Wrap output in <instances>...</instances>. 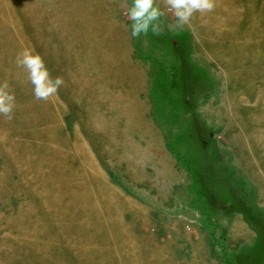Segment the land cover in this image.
<instances>
[{
	"label": "rangeland",
	"instance_id": "obj_1",
	"mask_svg": "<svg viewBox=\"0 0 264 264\" xmlns=\"http://www.w3.org/2000/svg\"><path fill=\"white\" fill-rule=\"evenodd\" d=\"M156 2L131 37L128 0H0V264H264V0Z\"/></svg>",
	"mask_w": 264,
	"mask_h": 264
},
{
	"label": "clouds",
	"instance_id": "obj_2",
	"mask_svg": "<svg viewBox=\"0 0 264 264\" xmlns=\"http://www.w3.org/2000/svg\"><path fill=\"white\" fill-rule=\"evenodd\" d=\"M164 3L175 17L169 27L177 30L190 26L195 13L210 12L215 6L214 0H164ZM122 14L130 21L131 37H139L149 31L158 33L161 30L160 18L165 12L156 0H128ZM16 64L25 70L32 94L37 99H47L63 84L61 77L50 75L44 59L32 49L25 48L19 52ZM14 106V94L8 90L7 83H0V114L10 119Z\"/></svg>",
	"mask_w": 264,
	"mask_h": 264
},
{
	"label": "bare ground",
	"instance_id": "obj_3",
	"mask_svg": "<svg viewBox=\"0 0 264 264\" xmlns=\"http://www.w3.org/2000/svg\"><path fill=\"white\" fill-rule=\"evenodd\" d=\"M232 7V6H231ZM237 8V7H236ZM236 10V9H235ZM227 13V12H226ZM231 15V14H230ZM126 98V97H125ZM121 102H122V100H121ZM120 102V103H121ZM124 102V101H123ZM122 104V103H121ZM120 106V105H119ZM130 110V109H129ZM132 110H133V108H132ZM140 110V109H139ZM124 121V120H123ZM252 137H253V135H252ZM262 137H264V136H262ZM261 137V138H262ZM255 140H257V138L255 137ZM256 143H257V145L259 144V145H261V146H263L264 147V141H255ZM1 151V150H0ZM86 156H89V155H84V157H86ZM77 161V160H76ZM59 166V165H58ZM75 176V175H74ZM91 177V176H90ZM80 181V180H79ZM81 183V182H80ZM79 183V184H80ZM84 183V182H83ZM102 183V182H101ZM105 185H106V183H105ZM90 187V186H89ZM73 189V188H72ZM35 192V191H34ZM77 192V191H76ZM65 193V192H64ZM40 194V193H39ZM83 195V194H82ZM38 196V195H37ZM81 196V195H80ZM111 196V195H110ZM95 198V197H94ZM110 198V197H109ZM99 200V199H98ZM29 203V202H28ZM67 203V202H66ZM105 203V202H104ZM117 203V202H116ZM115 203V204H116ZM57 205V204H56ZM54 209V208H53ZM63 210V209H62ZM65 217V216H64ZM69 218V217H68ZM65 223V222H64ZM67 225V224H66ZM107 227V226H106ZM78 245V244H77ZM78 247V246H77Z\"/></svg>",
	"mask_w": 264,
	"mask_h": 264
}]
</instances>
